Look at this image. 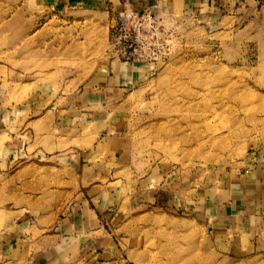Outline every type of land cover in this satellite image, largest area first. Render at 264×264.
<instances>
[{"label":"rangeland","instance_id":"obj_1","mask_svg":"<svg viewBox=\"0 0 264 264\" xmlns=\"http://www.w3.org/2000/svg\"><path fill=\"white\" fill-rule=\"evenodd\" d=\"M127 1L0 0V264L80 205L117 264H264V221L221 211L264 166V0H157L164 52L104 97Z\"/></svg>","mask_w":264,"mask_h":264},{"label":"crops","instance_id":"obj_2","mask_svg":"<svg viewBox=\"0 0 264 264\" xmlns=\"http://www.w3.org/2000/svg\"><path fill=\"white\" fill-rule=\"evenodd\" d=\"M221 0H196L194 7L201 10L209 7L215 9L214 4L221 7ZM227 1V0H226ZM227 3L223 5L225 7ZM125 6L141 11L151 6L154 9L159 7L157 0H134L123 4ZM119 11V12H120ZM118 12V13H119ZM144 62H122V66H115L110 70L105 80L104 97L117 95V91L123 90L129 81L137 80L142 74L148 73ZM125 89V88H124ZM110 93V94H109ZM105 104V101H102ZM1 114V113H0ZM228 198V199H227ZM222 206L223 216L233 219H240L247 225L251 223L252 217L259 216V222L264 221V166L255 165L249 167L242 173L238 181H234L228 188V194ZM95 218H99L97 211L92 212L89 208L73 207L69 213L64 214L55 227V236H58L57 243L49 249L39 251L34 255L29 264H65L70 257V250L79 247L78 255L81 259H95V264H117L116 260H107L106 251L103 249L102 237H90L88 234L100 231L101 226H96ZM250 221V222H249ZM17 246H14L16 250ZM94 251L96 254H94Z\"/></svg>","mask_w":264,"mask_h":264},{"label":"built area","instance_id":"obj_3","mask_svg":"<svg viewBox=\"0 0 264 264\" xmlns=\"http://www.w3.org/2000/svg\"><path fill=\"white\" fill-rule=\"evenodd\" d=\"M154 7L137 11L125 6L118 13L113 30L116 45L122 44L124 62L152 63L164 52L166 40L161 36L164 24L153 14Z\"/></svg>","mask_w":264,"mask_h":264}]
</instances>
